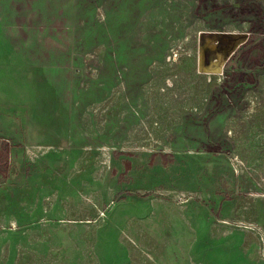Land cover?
Segmentation results:
<instances>
[{"label": "rangeland", "instance_id": "1", "mask_svg": "<svg viewBox=\"0 0 264 264\" xmlns=\"http://www.w3.org/2000/svg\"><path fill=\"white\" fill-rule=\"evenodd\" d=\"M0 264H264V0H0Z\"/></svg>", "mask_w": 264, "mask_h": 264}, {"label": "bare ground", "instance_id": "2", "mask_svg": "<svg viewBox=\"0 0 264 264\" xmlns=\"http://www.w3.org/2000/svg\"><path fill=\"white\" fill-rule=\"evenodd\" d=\"M204 67V66H203ZM202 69V68H201ZM207 71L209 70V69H206ZM211 70V69H210Z\"/></svg>", "mask_w": 264, "mask_h": 264}]
</instances>
